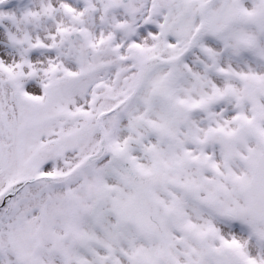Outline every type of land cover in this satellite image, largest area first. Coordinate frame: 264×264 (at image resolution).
I'll return each instance as SVG.
<instances>
[{
  "label": "snow or ice",
  "instance_id": "snow-or-ice-1",
  "mask_svg": "<svg viewBox=\"0 0 264 264\" xmlns=\"http://www.w3.org/2000/svg\"><path fill=\"white\" fill-rule=\"evenodd\" d=\"M0 264H264V0H0Z\"/></svg>",
  "mask_w": 264,
  "mask_h": 264
},
{
  "label": "rangeland",
  "instance_id": "rangeland-1",
  "mask_svg": "<svg viewBox=\"0 0 264 264\" xmlns=\"http://www.w3.org/2000/svg\"><path fill=\"white\" fill-rule=\"evenodd\" d=\"M17 2V0H13V3H16Z\"/></svg>",
  "mask_w": 264,
  "mask_h": 264
}]
</instances>
